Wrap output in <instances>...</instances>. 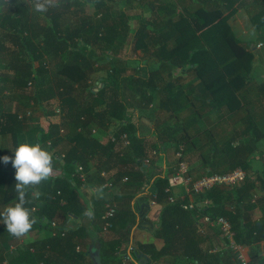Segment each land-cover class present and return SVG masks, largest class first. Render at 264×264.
Listing matches in <instances>:
<instances>
[{
    "label": "trees",
    "instance_id": "trees-1",
    "mask_svg": "<svg viewBox=\"0 0 264 264\" xmlns=\"http://www.w3.org/2000/svg\"><path fill=\"white\" fill-rule=\"evenodd\" d=\"M239 1L58 0L55 7L37 12L35 0H0V103L8 97L0 132H7L8 125L11 136L18 132L24 137L20 132L32 111L19 114L14 102L38 106L46 117H55L59 107L60 122L51 116L47 128L29 130L28 139L52 152L53 169L62 172L27 190L30 203L26 206L36 221L33 227L48 230V237L20 246L11 259L5 254L7 247L0 246V264L5 260L9 264L20 260L22 264H92L90 255L96 246L102 264H133L123 260L121 245L130 241L133 227L153 225L164 245L140 243L134 251L147 253L153 263L239 264L234 249L210 252L200 247L197 213L201 218H229L235 240L250 248V263L264 264V216L252 220L242 212L264 208V194L255 200L252 193L258 181L264 191V177L247 174L240 186L215 187L202 195L209 204L186 210L181 200L169 201V178L178 167L157 166L169 145L183 146L184 156L185 145L186 152L196 151L197 134L205 131L198 130V121L206 112L250 105L254 99L247 94L264 89V83L254 82L253 54L240 45L228 25V18L242 4ZM137 51L142 55L132 65L130 55ZM253 115L247 113L250 119ZM141 120L154 124V141L141 132ZM95 126L114 132L117 141L100 142L94 136ZM123 134L129 144L122 140ZM263 136L250 121L247 128L236 130L238 144L232 139L221 147L212 146V157L204 158L211 167L209 174L217 173L227 158L231 168L244 165L247 169L241 156L256 152ZM62 145L68 148L61 150ZM99 155L103 157L99 177L116 170V179L128 177L126 183L134 190L129 204L116 208L110 229L118 237L111 240L99 238L104 214L83 222L88 210L79 192L78 168H84L87 182L89 162ZM260 159L264 160V151ZM15 172L0 173V188ZM102 178L105 182L106 175ZM149 198L161 205L156 221L145 216ZM58 210L82 223L55 228ZM6 231V225H0V233ZM80 245L83 248L77 250Z\"/></svg>",
    "mask_w": 264,
    "mask_h": 264
},
{
    "label": "crops",
    "instance_id": "crops-1",
    "mask_svg": "<svg viewBox=\"0 0 264 264\" xmlns=\"http://www.w3.org/2000/svg\"><path fill=\"white\" fill-rule=\"evenodd\" d=\"M241 1L242 4L238 6L236 11L228 18V25L234 37L240 42V45L253 54L252 62H253L254 82L255 85H260L264 83V0H241ZM239 2L236 3L235 6H237ZM247 96L251 100L254 99L252 104L244 105L243 107L237 106L236 108H233L231 110H229L226 107H223L222 109L217 111L212 110V112L210 113L206 112L202 117L201 121H198V126H197L198 130L204 129L205 131H200L197 134L198 147L196 151L193 153L192 151L189 152L187 150L188 157H184V159L188 162L189 165L188 174L192 178L198 179L202 176L209 175L211 167H207L206 164L207 162L206 163L204 162V158L207 156L212 157V151H211L213 150L212 146L217 145L221 147L222 145L225 144V142H229L232 139H234L233 141L234 145L238 144L239 139L235 141L234 138L236 130L247 128V125L248 123H250V121H254L255 128L260 130V132L264 133V89H259V90L252 89L247 94ZM2 100L5 104H3L2 102L0 103V127L1 124H3L4 122L5 109L6 110L8 109V97L5 98L3 97ZM12 105L14 109L19 112V114H23L31 110L32 115L30 117H27L29 119L27 120L26 127L23 128V131L20 132V133L23 132L24 135L23 139L21 138L18 132H15L14 133L15 135L11 136L10 135L11 133H8V125L6 127L7 132L5 133L0 132V154H3L2 155L3 158L5 156L9 157V161L7 163L4 162L3 158H1L0 160V173L3 174H6L11 170H15L11 161L12 159H14L15 156L14 150L18 147V145L21 142H23L25 139H27L29 142H33V140L28 139V136L30 135L28 133L29 130L35 129L39 126H43L47 128L48 123L50 122V120L48 119L51 117V116L46 117V114L43 113L42 108L38 106H26V105L24 106L18 101L14 102ZM248 112L254 114L252 119L248 118L247 116ZM139 126L141 128V132L144 134V136L147 137L146 139L149 141H154L153 133L151 131L153 129L152 128L153 125L150 123V121L141 120L139 122ZM95 128H96L94 132L95 138H97L100 142L104 144L107 143L110 139V134L107 131L101 129L100 127L98 128L97 126H95ZM250 137H251L250 135L246 136V138L248 139ZM262 138H264V136ZM262 138L257 142L258 147L256 149V152L246 153L241 156V160H244L245 164L247 165V169L243 167L244 165H239L238 167L231 168L230 158H227V162L224 165L218 166L214 172L227 173L236 168H242L246 172V177L247 174H253L263 178L264 160L260 159L261 152L264 151V147L261 146L262 144H264V142H261ZM181 147L184 148L183 146ZM67 148L68 146L65 147L64 145H62L60 149L65 150ZM102 159L103 157L99 155L94 157L89 162V167L87 172L88 181L85 182L84 184L82 183V186H80L79 188L82 201L84 205L87 207L88 213L89 212L91 213V215H88V219L83 222L90 223V220L93 218V216L95 217L100 214L102 216V214L105 213L107 205L109 203H115L117 209L122 208L123 205H128L130 200L129 198L131 197V195H133L134 192V190L130 188L126 183V181H128V177H124L123 180L116 179V175H117L116 170H113L106 175L105 182L103 181L102 178V176L104 175L101 174L100 175L101 177H99L98 174L99 173L98 168L100 163L99 161ZM173 161L175 162L176 160L172 159L170 157V153L168 154L166 150L157 160V166L161 167L167 164L168 166L169 165L175 166ZM233 162L235 161L233 160ZM61 173H62L61 170L53 169L52 175H58ZM7 178H8L7 192L5 193L7 182L5 186L0 188V194H1L0 212L3 211V209L6 206L12 205L18 201V194L15 191V183H16L15 175L10 174L7 176ZM125 178H127V180H125ZM108 181L113 182V186L111 188L105 187V183ZM219 188L232 189L226 187H219ZM169 192H172L171 196L175 197L177 201L181 200L182 203L183 202L204 203L205 201L210 202L209 200H205V199L202 200L203 199L202 195L206 192L201 194H195L187 190L186 186L183 185L172 186L169 189ZM252 193L254 195L255 200L259 196H262L264 194V191L262 189V183L260 181H258V184L256 185V188ZM33 194H36V191H34ZM148 200H150L151 202L152 199L149 198ZM236 202L237 200L234 203ZM65 203L66 201L64 202V204ZM229 203H233V202H229ZM160 208H161L160 204L156 203V201H152L145 216L151 220L156 221ZM242 212L244 213L247 219H252V220H257L261 216H264V208H261L260 206L255 208L254 210L245 209ZM196 218H198L200 221V225H199L200 230L196 234V238L200 247L210 252L220 251L228 248L233 249L225 245V241L222 238L221 231L217 226L204 224L201 216H199L198 213L196 215ZM54 219L61 226L69 227L77 224L78 222L82 223V220H79L76 217L72 219L67 217V215H65L61 210L57 211ZM0 225H4V223L0 221ZM54 231L52 233L53 235H55ZM48 235H49L48 230L42 228H36V227H33L27 235L20 238H16L15 236H13V238H10L8 231H6L0 233V246L7 247L5 249L6 252L5 254L7 256L9 255V259H11L12 257L16 256L17 249L20 246H27L31 244L33 245L35 244V242L43 240L44 238L48 237ZM128 236L130 237V241L127 240L124 241L120 247V253L122 255V258H123V253L126 250L128 244L131 243L134 244L135 247H137V245L140 243H152L155 244L157 247H161L164 245V239L158 236L157 228H155L154 225L146 228L141 226H135L131 229V232H129ZM115 237H118V235L115 232H113L111 229L105 230L104 227L99 233V238L101 240H111L112 238ZM124 239H125V235L122 240ZM243 246L246 251V256L248 257L250 262L251 261V257L249 253L250 248L245 245ZM81 247H82L81 245L77 246V250H80ZM94 250H99V248L96 246L94 249H92L91 253ZM138 253H143L148 255L147 253L144 252H138ZM263 253H264V245H263ZM133 256H135V252L133 253ZM148 257H149V262L145 263L143 259V264H157L152 262L149 255ZM36 259H39V256ZM90 259L93 264L91 255H90ZM38 262L42 263L41 260H39ZM4 263L9 264V260H5ZM17 264H22L21 260ZM133 264H137L136 258L134 259ZM182 264H188V263L183 261Z\"/></svg>",
    "mask_w": 264,
    "mask_h": 264
},
{
    "label": "built area",
    "instance_id": "built-area-1",
    "mask_svg": "<svg viewBox=\"0 0 264 264\" xmlns=\"http://www.w3.org/2000/svg\"><path fill=\"white\" fill-rule=\"evenodd\" d=\"M29 85L31 86V83ZM28 115H31V113L29 112ZM61 132H64L63 129H61ZM121 138L122 140L125 141L126 144L130 143L127 134L121 135ZM110 139L113 142L117 141V136L114 132L110 133ZM153 154H157L156 149L153 150ZM177 158L179 159L178 169L177 172L169 178L168 190L172 186L183 185L186 186L187 190H189L190 192H193L195 194H201L215 187L233 188L239 186L246 179V172L242 168H236L227 173L209 174L202 176L198 179H194L188 174L189 165L188 162L184 159V153L182 147H180L179 151L177 152ZM145 163L149 164L150 159L149 158L145 159ZM78 172H79L80 180L84 184L86 182V173L84 172V168L82 166H79ZM102 175L105 176L107 175V173L102 172ZM125 180H127V178H125ZM112 186H113L112 181H108L105 183V187L111 188ZM169 201L176 202L177 199L171 196L169 198ZM208 203H209L208 201H205L204 203L181 202V206L185 209L197 210L201 205H207ZM34 209H36V207ZM115 213H116V204L109 203L107 205V209L103 216V218L105 219V225H104L105 230H109L112 227V218L115 216ZM202 221L204 222V224L214 225L220 229L222 238L225 241V245L236 250L237 258L240 261V264H250L249 259L246 256V251L244 249V246L235 240V231L233 229L232 222L230 221L229 218L225 216L212 217L210 215H204L202 217ZM58 225L59 224L57 221H53V226L55 228H57ZM65 230L62 231L61 233L62 235H64ZM56 233L57 231L55 230L54 234ZM135 248L136 247L134 246V244L132 243L128 244L126 250L123 253V259L125 262L133 260V253L135 251Z\"/></svg>",
    "mask_w": 264,
    "mask_h": 264
},
{
    "label": "clouds",
    "instance_id": "clouds-1",
    "mask_svg": "<svg viewBox=\"0 0 264 264\" xmlns=\"http://www.w3.org/2000/svg\"><path fill=\"white\" fill-rule=\"evenodd\" d=\"M57 3L58 0H35L34 10L46 12ZM14 152L15 156L11 162L16 169L15 191L18 194V201L0 212V221L6 225L11 235L20 238L27 235L36 222L32 215L33 210L26 206L30 203L27 190L41 184L52 175L53 153L39 142H29L27 139L21 142ZM3 159L5 163L9 161L8 156ZM86 214L91 215L90 212Z\"/></svg>",
    "mask_w": 264,
    "mask_h": 264
},
{
    "label": "rangeland",
    "instance_id": "rangeland-1",
    "mask_svg": "<svg viewBox=\"0 0 264 264\" xmlns=\"http://www.w3.org/2000/svg\"><path fill=\"white\" fill-rule=\"evenodd\" d=\"M163 1H165V0H163ZM168 1V0H167ZM131 13H133V14H136V12L135 11H133V12H131ZM141 52H139V51H137V53H135V52H132L131 53V55H130V57H131V59L129 60V62H130V64H132V65H134V64H136L137 63V59L139 58V57H141ZM53 103V102H52ZM54 104V106L56 105V103H53ZM51 109V106L49 107V110ZM60 110H59V108H56V112L58 113L55 117L53 116L54 114H52L51 116V118H53V119H57V121H59L60 120V118H61V112H59ZM160 114H162V113H159L158 114V116L160 115ZM60 122V121H59ZM153 125V127H154V124H152ZM152 127V128H153ZM151 128V129H152ZM153 130V129H152ZM151 130V131H152ZM261 142H264V138H262V140H261ZM262 147H264V144H262L261 145ZM186 145H185V156L184 157H188L187 156V152H186ZM180 149V148H179ZM179 149L175 146V145H169L168 146V148H167V152H168V154L170 153V157L172 158V159H174V160H176L175 162H174V164L178 167V163H179V161L177 160V152L179 151Z\"/></svg>",
    "mask_w": 264,
    "mask_h": 264
},
{
    "label": "water",
    "instance_id": "water-1",
    "mask_svg": "<svg viewBox=\"0 0 264 264\" xmlns=\"http://www.w3.org/2000/svg\"><path fill=\"white\" fill-rule=\"evenodd\" d=\"M91 257L93 260V264H102L101 255L99 250H94L91 253ZM136 258L137 264H143V259L145 263L149 262V257L146 254L135 252V256H133V261ZM133 263V262H132Z\"/></svg>",
    "mask_w": 264,
    "mask_h": 264
}]
</instances>
